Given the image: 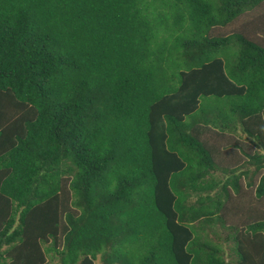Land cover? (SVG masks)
<instances>
[{"label":"trees","instance_id":"trees-1","mask_svg":"<svg viewBox=\"0 0 264 264\" xmlns=\"http://www.w3.org/2000/svg\"><path fill=\"white\" fill-rule=\"evenodd\" d=\"M262 5L0 0V264H264Z\"/></svg>","mask_w":264,"mask_h":264},{"label":"rangeland","instance_id":"rangeland-1","mask_svg":"<svg viewBox=\"0 0 264 264\" xmlns=\"http://www.w3.org/2000/svg\"><path fill=\"white\" fill-rule=\"evenodd\" d=\"M259 9L255 10L254 12H247L246 14H243L242 17H240L238 20H235V22L233 24L230 25H225V26H216L213 29H215L216 32H224V30L226 31L227 28H232L234 26H237L238 24H240L239 22H241L244 19H248V17L251 16H255L257 14H260L263 12L264 10V5H262V7H258ZM236 134V133H235ZM235 134H229V133H224V134H214L215 136V142L216 143H221L219 145H228L227 149H221L218 148V150H220V152H218L217 156H216V160L219 164H221V166H226V167H237V171L236 173L239 175V182L241 183V185L243 186V191L244 193L241 195H237V197H232L233 199H231V201L233 200L234 202V207H237V205H245L246 203L248 204L249 207L251 208H242V215L241 216H237L234 217V215L232 214H226V220L227 222H241L242 220L244 222L250 221L253 219V217L256 215H258V217H263L264 218V196L262 198L257 199L256 197H254L253 192H254V185L252 187H247L246 186V179H245V175H241L242 171L245 169H252V166L247 165V164H243L242 162H244V160L246 161L248 159V157H246L245 155H243L240 150L238 149V147L235 144H239L243 149H246V152L248 153H252L256 150H258V147H255L254 144L252 143H248L245 139H243V137L235 135ZM237 134H240L239 132ZM218 145V146H219ZM243 165H242V164ZM238 165V166H237ZM227 169V168H226ZM264 171L261 170L259 172H256L255 174V183H257L258 178L261 174V172ZM229 175V172H224L222 170H219L218 172H216V176L217 178H220L221 181H223L225 179V177H227ZM248 193H252L251 198L245 199V196ZM230 202V201H229ZM230 205V204H229ZM231 213V212H230ZM96 264H103L102 261H100L99 259L95 260Z\"/></svg>","mask_w":264,"mask_h":264}]
</instances>
